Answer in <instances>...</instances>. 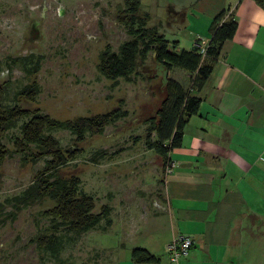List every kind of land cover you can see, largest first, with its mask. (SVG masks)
Segmentation results:
<instances>
[{
	"label": "rangeland",
	"instance_id": "374dc122",
	"mask_svg": "<svg viewBox=\"0 0 264 264\" xmlns=\"http://www.w3.org/2000/svg\"><path fill=\"white\" fill-rule=\"evenodd\" d=\"M123 4V0H0V85H8L4 106L39 110L61 121L122 107L129 113L103 135L88 136L78 146L69 132L54 133L64 150H83L60 170L63 178H79L80 190L96 203L95 214L107 212L89 232H60L64 246L57 257L40 250L36 242L53 233L55 223L44 213L54 202L19 204L46 160L30 162L37 152L32 147L27 154L17 151L14 137L20 135L21 124L4 135L3 150L9 153L0 161V264H135L133 250L155 249L168 235L166 219L156 217L164 207L169 165L164 172L162 159L147 144V122L166 98L158 91L165 69L158 64L152 68L157 85L143 76L133 83L110 81L98 70L107 45L118 50L129 40L117 19ZM31 55L42 57L41 68L27 77L14 60ZM145 69L139 72L149 75ZM29 84L40 88L33 101L18 95ZM255 224L259 223L254 222L251 231L258 237L248 248L250 256L262 255L264 264V240L259 241L264 239V224Z\"/></svg>",
	"mask_w": 264,
	"mask_h": 264
},
{
	"label": "crops",
	"instance_id": "0c3cea01",
	"mask_svg": "<svg viewBox=\"0 0 264 264\" xmlns=\"http://www.w3.org/2000/svg\"><path fill=\"white\" fill-rule=\"evenodd\" d=\"M260 2L264 0H141L143 13L151 17L149 26L187 51L198 42H210L211 27L219 17L229 19L231 14L238 23L234 39L225 44L198 95L199 114L191 118L182 147L172 154L175 168L164 178L165 202L156 218L166 219L168 235L155 249L146 248L160 264H170L167 246L176 236L194 242L180 264H254V259L263 264L262 255L250 256L248 248L258 237L251 231L253 223L264 224V6ZM155 60L152 54L140 67L149 75L140 76L157 85ZM162 78L158 91L163 96L167 80L186 90L191 86L192 76L178 68L165 70Z\"/></svg>",
	"mask_w": 264,
	"mask_h": 264
},
{
	"label": "trees",
	"instance_id": "16d2710c",
	"mask_svg": "<svg viewBox=\"0 0 264 264\" xmlns=\"http://www.w3.org/2000/svg\"><path fill=\"white\" fill-rule=\"evenodd\" d=\"M123 8L117 15L118 22L127 32L129 40L123 42L118 50L107 45L100 53L98 70L110 81L123 79L135 82L140 76V67L147 63L152 54L155 61L166 71L181 69L189 73L191 86L188 90L174 80H167L166 98L155 117L148 120V148L163 161V170L171 163L172 154L182 147L185 129L191 118L199 114L202 99L198 96L206 86L215 63L222 56L225 44L234 39L238 23L231 14L226 19L221 16L213 22L211 40L203 54L200 42L192 51L183 49L178 42L169 41L158 29L149 26L151 17L143 13L141 0H123ZM264 6V2H260ZM41 56L20 57L14 60L21 66L27 77H33L41 68ZM8 85H0V161L9 153L3 150L4 135L20 126V135L14 137L17 151L26 153L30 148L37 150L30 162L36 164L46 160L44 168L39 171L28 189L24 191L19 204L32 205L50 199L54 207L44 213L54 223L53 233L39 236L36 240L40 250L57 257L64 244L59 233L65 231L80 235L95 229L107 216L106 213L95 214L96 203L93 197L80 190V179L63 178L60 170L75 162L83 150L69 148L64 150L61 142L54 136L60 131L69 132L76 146L83 143L88 136L103 135L106 129L129 116L122 109L92 117H79L74 120L61 121L43 114L41 111L25 110L16 105L4 106ZM40 93L38 85L29 84L19 96L33 101ZM156 139L153 140L152 135ZM27 154V153H26ZM135 264H160L161 260L148 250L137 248L132 252Z\"/></svg>",
	"mask_w": 264,
	"mask_h": 264
},
{
	"label": "built area",
	"instance_id": "2783aa9c",
	"mask_svg": "<svg viewBox=\"0 0 264 264\" xmlns=\"http://www.w3.org/2000/svg\"><path fill=\"white\" fill-rule=\"evenodd\" d=\"M63 12L61 11L60 15ZM208 47V43L203 42L199 45V48L204 54ZM175 168L174 163H170L168 172H171ZM167 172V173H168ZM194 245L193 240L187 236H176L172 239L170 244L167 246V253L169 255V261L171 264H180L182 260L188 258L190 251Z\"/></svg>",
	"mask_w": 264,
	"mask_h": 264
}]
</instances>
